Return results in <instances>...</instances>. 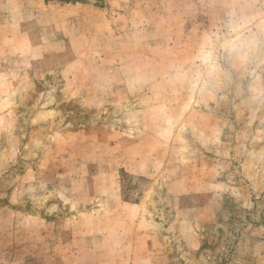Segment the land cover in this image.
I'll use <instances>...</instances> for the list:
<instances>
[{
    "label": "rangeland",
    "instance_id": "1",
    "mask_svg": "<svg viewBox=\"0 0 264 264\" xmlns=\"http://www.w3.org/2000/svg\"><path fill=\"white\" fill-rule=\"evenodd\" d=\"M224 0H0V264H264V99L176 79Z\"/></svg>",
    "mask_w": 264,
    "mask_h": 264
},
{
    "label": "clouds",
    "instance_id": "2",
    "mask_svg": "<svg viewBox=\"0 0 264 264\" xmlns=\"http://www.w3.org/2000/svg\"><path fill=\"white\" fill-rule=\"evenodd\" d=\"M176 79L194 97L214 96L225 87L248 81L249 99H264V0H224L191 66L181 69Z\"/></svg>",
    "mask_w": 264,
    "mask_h": 264
}]
</instances>
